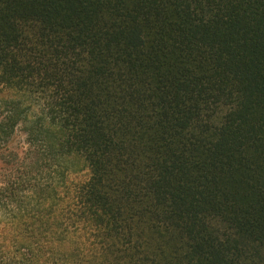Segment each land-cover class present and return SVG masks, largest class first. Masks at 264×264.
Listing matches in <instances>:
<instances>
[{"label":"trees","instance_id":"obj_1","mask_svg":"<svg viewBox=\"0 0 264 264\" xmlns=\"http://www.w3.org/2000/svg\"><path fill=\"white\" fill-rule=\"evenodd\" d=\"M0 160V264H264V0H0Z\"/></svg>","mask_w":264,"mask_h":264},{"label":"rangeland","instance_id":"obj_2","mask_svg":"<svg viewBox=\"0 0 264 264\" xmlns=\"http://www.w3.org/2000/svg\"><path fill=\"white\" fill-rule=\"evenodd\" d=\"M36 101V100H35ZM34 109V107H33ZM25 140H26V136L23 134V132L19 129L15 136L14 139L12 141V145L15 147H22L25 146ZM0 167H2V161L0 160Z\"/></svg>","mask_w":264,"mask_h":264}]
</instances>
